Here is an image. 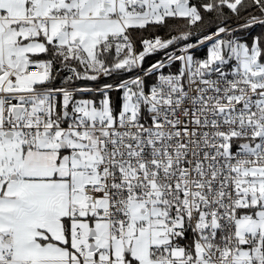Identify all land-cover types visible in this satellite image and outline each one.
<instances>
[{
    "label": "snow or ice",
    "instance_id": "snow-or-ice-1",
    "mask_svg": "<svg viewBox=\"0 0 264 264\" xmlns=\"http://www.w3.org/2000/svg\"><path fill=\"white\" fill-rule=\"evenodd\" d=\"M257 26L264 0H0V264H264Z\"/></svg>",
    "mask_w": 264,
    "mask_h": 264
},
{
    "label": "trees",
    "instance_id": "trees-1",
    "mask_svg": "<svg viewBox=\"0 0 264 264\" xmlns=\"http://www.w3.org/2000/svg\"><path fill=\"white\" fill-rule=\"evenodd\" d=\"M264 31V29L260 28L259 26L255 27L253 30H252V34H259L260 32ZM160 35H163V31H161L159 33ZM163 54L160 53V54H157V55H154V56H151L149 58L146 59L145 61V65H149L151 64L152 62H155L157 59H159Z\"/></svg>",
    "mask_w": 264,
    "mask_h": 264
},
{
    "label": "built area",
    "instance_id": "built-area-1",
    "mask_svg": "<svg viewBox=\"0 0 264 264\" xmlns=\"http://www.w3.org/2000/svg\"><path fill=\"white\" fill-rule=\"evenodd\" d=\"M203 49H204V48H200V49H199V51H201V53H200V54H197L198 56L203 57V56L206 55V51H205V52H202ZM199 51H198V52H199Z\"/></svg>",
    "mask_w": 264,
    "mask_h": 264
},
{
    "label": "rangeland",
    "instance_id": "rangeland-1",
    "mask_svg": "<svg viewBox=\"0 0 264 264\" xmlns=\"http://www.w3.org/2000/svg\"><path fill=\"white\" fill-rule=\"evenodd\" d=\"M206 51V49L204 48L203 50H202V52H205ZM201 53V51H199V52H197V54H200Z\"/></svg>",
    "mask_w": 264,
    "mask_h": 264
}]
</instances>
